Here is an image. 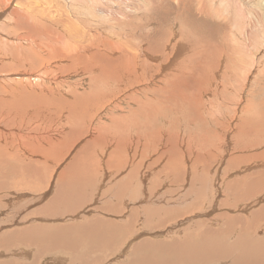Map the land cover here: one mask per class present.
I'll list each match as a JSON object with an SVG mask.
<instances>
[{"label":"rangeland","instance_id":"obj_1","mask_svg":"<svg viewBox=\"0 0 264 264\" xmlns=\"http://www.w3.org/2000/svg\"><path fill=\"white\" fill-rule=\"evenodd\" d=\"M22 1L27 4L30 0ZM69 1L72 0H60L62 7ZM76 1L69 3L70 12L62 8L63 17L51 5L53 0H33L35 9L38 5L36 10L33 3L26 6L31 12L46 7V11L58 12L54 16L49 11L50 14L41 11L47 14V19L56 20L59 16L56 21L64 20L60 24L65 26L66 20L76 18L79 25L75 21L74 29L82 27L96 37L98 35L97 38L115 39L114 45L130 46L137 56L143 47L147 54L156 56L158 63L154 66L162 62L164 53L170 56L173 47L171 57L175 55L172 62L166 64L165 73L161 69L153 83L143 85H123L115 80L106 86L103 83L107 82L98 81L97 73L85 74L79 65L76 67L80 73L69 70L70 73L66 64L55 61L50 64V70H58L55 76L53 72L46 73L50 79L43 76L41 80L27 82L47 98H43L42 119L22 114L28 120L24 121L0 115V151L11 157L14 165L0 162V264L7 261L8 264H54L52 261L55 264H264V77L261 73L264 72V28H261L264 27V0H201L209 10L208 18L207 14L197 12L195 0H184L180 4L175 0H108L114 5H109L106 0ZM91 5L105 10V15L112 13V18L93 16L86 10ZM77 9H82V15ZM236 10L242 13L239 22ZM213 11L221 13L216 17ZM121 15L122 20L126 17L124 23L120 20ZM57 22L45 23L43 34L67 37L72 33ZM47 25H54L53 30H47ZM20 27L14 29H20L22 34L15 30L16 35H12L13 29L9 33L11 38L26 36L28 41H24V49L30 42L49 48L44 37L31 36L25 27ZM116 39H119L118 44ZM17 40L11 39L12 44L17 45ZM127 40L133 43H127ZM232 44L247 51L249 57L254 58L253 66L256 64V67L249 65L248 70L241 69V72L237 64L236 72L232 70L233 55L227 57L230 59L224 56L229 54L226 49ZM138 60L145 63L144 57ZM153 64L146 62L147 66ZM222 66L225 70L220 68ZM186 67L194 69L196 88L203 89L200 92L204 103L200 109L185 105L174 107L171 103L163 105L170 101L159 99L160 92L171 84L172 79L183 72L188 80L191 79L193 70ZM62 70L65 76L59 75ZM202 75L206 77L202 78ZM147 76L149 78L145 79L149 81L155 75ZM6 79L9 84L15 83ZM240 80L244 81L242 88ZM121 87L125 89L121 90ZM50 95H54L53 102ZM0 98L4 99L3 96ZM65 100L76 103H70V107ZM3 102L5 106H12L8 101ZM138 102L142 103L141 107ZM225 102H229L228 105ZM230 102L235 105L231 106ZM156 105L158 110L151 109ZM136 111L139 114L136 115ZM74 114L80 115L83 121L80 119L82 122L77 123L79 116L72 117ZM23 123L35 125L29 124L25 129ZM34 149H43V159L34 156ZM82 155L84 157H79ZM73 160L75 164L77 160L83 162L82 169L81 163L75 165ZM60 178L65 179L59 182ZM124 181L129 182L128 185ZM63 183L70 185L66 187ZM85 224H91L92 229H85ZM62 237L70 241L65 243L69 246L61 242Z\"/></svg>","mask_w":264,"mask_h":264},{"label":"bare ground","instance_id":"obj_2","mask_svg":"<svg viewBox=\"0 0 264 264\" xmlns=\"http://www.w3.org/2000/svg\"><path fill=\"white\" fill-rule=\"evenodd\" d=\"M22 3L24 2V3H26L25 1H22V0H20ZM27 1V0H26ZM36 1V0H35ZM40 1H42V0H40ZM47 1V0H46ZM73 1V0H72ZM72 1H69V2H64L63 4H64V8H66V10L67 11H69L70 12V5H69V3L70 4H72ZM78 1V0H77ZM76 1V2H77ZM94 1L95 0H93V3H94ZM108 0H106V2H107ZM110 1V0H109ZM108 1V4L109 5H114V3L112 4L111 2H109ZM114 1V0H113ZM161 1V0H160ZM178 4H180V3H182L184 0H175ZM233 1V0H232ZM30 3H33V6H34V9H35V3L33 2V0H30L29 1ZM29 2H27V4H22V3H20V2H16L15 0H0V80H2V81H0V83H1V85H0V93H1V95L0 96H3L4 97V99H1L0 98V115H5V116H8V117H17V118H21L22 120H24V121H28V120H25L21 115L22 114H24V115H30L31 117H37L38 116V119H42L43 118V98L45 97H43V93H39V91L38 90H36V88H34V87H32L30 84H28L27 82L28 81H30V80H34V79H40V78H42L43 76L45 77L46 76V73H50V74H52V72H53V74L56 72L57 73V71H53V70H50L51 69V63L53 64V62L55 61V63H57V64H61V65H63V64H66L67 66H68V68H66V69H68V72H70L69 70H71V72H81V70L79 69V67H76L77 65H79V66H81V69H82V71H84V73L85 72H90V73H94V74H98V76H97V79H98V81H104V82H107V83H103V84H105L106 86L107 85H109V84H111V83H115V80H116V82L117 83H120L121 82V84H123V85H128V84H144V83H147V82H151L152 81V83H153V81H154V79H156L157 78V75L159 74V72H160V70L162 69V72L163 73H165V71L167 70V68H168V65H166V64H170L171 62H172V60H173V58H174V55H175V53L173 54V56L171 57V55H172V51H173V49H174V47L173 48H171V51H170V53H171V55L169 56V53H164V57H162V62L158 65V66H154V65H156V63H158V62H156V56L155 57H153V55L152 56H150V54H147L146 53V49H143V47H141L142 48V52H141V54L140 55H136L135 53H133V52H131L132 51V48L130 47V46H128V47H130V48H124V46L123 45H119L118 44V42H119V39L121 38H119L118 40L116 39V44H118V45H114L113 44V40H115V39H102L101 38V36L99 37V38H97L98 37V35H97V37L95 36V35H93V34H91L90 33V30H84L82 27V29L81 28H79L78 30H76V29H74L75 27H76V24H74L75 23V21H76V23H77V20L78 19H76V18H73L72 17V21H70L69 19H68V14H70V13H68L66 16H67V19L68 20H66V26L65 25H61L60 23L63 21L64 22V20H59V21H61V22H57L58 20V17L59 16H57V18H56V20L55 19H53V18H50V19H47V17L48 16H46V15H44L43 14V12L41 13V11L42 10H47V8L48 7H42V8H45V9H42V10H40V8H38V10H37V12H39V14L36 12V11H33V12H31L32 10L30 9V7L28 6H26V5H30L29 4ZM84 2V1H83ZM102 2V1H101ZM105 2V1H104ZM159 2V1H158ZM205 2V1H204ZM36 3H38V2H36ZM49 4H50V2H48ZM47 3V4H48ZM86 3H88L87 1H86ZM90 3V2H89ZM111 3V4H110ZM195 6L197 5V12H199V13H204L205 15L207 14V18H208V11H207V8L203 5V2L201 1V0H195ZM210 3V2H209ZM213 3V2H212ZM221 3V2H220ZM39 4V3H38ZM105 4V3H104ZM129 4V3H128ZM42 5V4H41ZM51 5H53L54 6V9H56L57 11H59V12H61L59 15L61 16L62 14H63V11H62V5H61V2H60V0H53V4H51ZM97 5V4H96ZM151 5V4H150ZM205 5H208V4H205ZM238 5V4H237ZM31 6V5H30ZM42 6H44V5H42ZM88 6H89V4H88ZM179 6V5H178ZM212 6V5H211ZM234 6V5H233ZM240 6V5H239ZM37 7H38V5H37ZM37 7H36V9H37ZM39 7H40V4H39ZM81 7V6H80ZM79 7V8H80ZM95 7L96 6H94V5H91V7H88V9H86L90 14H92L93 16H95L96 14H99L101 17H103V16H106V19H107V17L108 18H112L110 15L112 14V13H110V15L109 14H106L105 15V10H103V9H95ZM127 7H128V5H127ZM151 7V6H150ZM209 7V6H208ZM213 7V6H212ZM231 7V6H230ZM63 8V9H64ZM130 8V10L132 9L131 7H129ZM128 8V9H129ZM216 8V7H215ZM234 8V7H233ZM32 9H33V7H32ZM35 9V10H36ZM52 9H53V7H52ZM116 10H117V8H115ZM123 9H124V7H123ZM214 9V8H213ZM236 9H237V7H236ZM238 9H239V7H238ZM45 10V11H46ZM75 10H76V7H75ZM78 10H80V11H78ZM121 10V9H120ZM119 10V11H120ZM125 10H126V8H125ZM124 10V11H125ZM129 10V11H130ZM133 10V9H132ZM138 10V9H137ZM140 10V9H139ZM215 10H218V9H215ZM235 10V8L233 9V11ZM44 11V12H45ZM48 11H49V9H48ZM48 11H46L47 13H48ZM51 11V10H50ZM49 11V12H50ZM77 11L79 12V15L81 14L80 12L82 11V9H77ZM190 11V10H189ZM54 12V11H53ZM65 12V11H64ZM75 12V11H74ZM112 12V11H111ZM114 12V11H113ZM126 12V11H125ZM128 12V11H127ZM126 12V13H127ZM131 13H132V11H130ZM143 12V11H142ZM214 12V11H213ZM216 12V13H215ZM214 13L216 14V17L218 16V14H220L219 12H218V14H217V11H215ZM223 12H225V11H223ZM226 12H227V10H226ZM228 12H229V9H228ZM235 12H237V10L235 11ZM37 13V14H36ZM50 13H52V12H50ZM50 13H48V14H50ZM56 13H58V12H56L55 11V14ZM76 13V12H75ZM117 13H119V12H117ZM116 13V14H117ZM130 13V14H131ZM133 13H137V11H133ZM139 13V12H138ZM211 13H212V11H211ZM237 13H239V11L237 12ZM263 13H264V11H263ZM52 14H54V13H52ZM55 14H54V16H55ZM121 13H119V15H120ZM128 14H129V12H128ZM127 14V15H128ZM198 14V13H197ZM224 15H225V13H223ZM230 14V13H229ZM242 14V13H241ZM240 13H239V15H238V17L241 15ZM261 15H262V13H260ZM43 15L44 16H46V18H43ZM64 15H65V13H64ZM82 15V14H81ZM83 15H85V13L83 12ZM123 15V14H122ZM122 15H121V17H120V20H122ZM125 15V14H124ZM135 15V14H134ZM232 15V14H231ZM259 15V14H258ZM261 15H259V16H261ZM70 16H72L71 14L69 15V17ZM132 16V14L131 15H129V17H131ZM200 16H202V15H200ZM212 16V15H211ZM226 16V15H225ZM224 16V17H225ZM234 16L236 17L237 16V14L235 15V13H234ZM234 16H229V17H231L232 19L233 18H235ZM259 16H256V17H259ZM264 16V15H263ZM52 17V16H51ZM62 17H63V15H62ZM74 17H76V16H74ZM80 17V16H79ZM85 16H83V18H84ZM87 17V16H86ZM85 17V18H86ZM118 17V18H119ZM214 17H215V15H214ZM215 17V18H216ZM222 17V16H221ZM224 17H223V19H224ZM226 17H228V16H226ZM255 17V18H256ZM90 18V17H89ZM88 18V20H90ZM113 18H115V17H113ZM126 18V17H125ZM124 18V16H123V20L125 19ZM241 18H243L244 19V17H241ZM261 18V17H260ZM66 19V18H65ZM236 19V18H235ZM246 19V18H245ZM244 19V20H245ZM83 20V19H82ZM112 20V19H111ZM119 19H117V21H120ZM123 20L121 21V22H123ZM175 20V19H174ZM230 20V19H229ZM240 21V17H239V19H237V21ZM256 20V19H255ZM260 20V19H259ZM95 22H97V20H94ZM93 21V22H94ZM105 21H107L108 22V20H105ZM110 21V20H109ZM116 21V22H117ZM225 21V20H224ZM238 21V22H239ZM261 21V20H260ZM50 22L51 23H55V22H57V23H59L60 24V26L62 27H64L65 26V28L68 30V29H70L69 31H72V33L71 34H69V35H67V37L65 36V35H56V36H53L52 34H51V36L50 37H47V36H45L44 34H43V26L45 25V23H48V25L50 24ZM113 22V21H112ZM226 22V21H225ZM229 22V21H228ZM56 23V24H57ZM84 23V22H83ZM100 23V22H99ZM110 23V22H109ZM115 23V22H114ZM113 23V24H114ZM124 23V22H123ZM227 23V22H226ZM232 23H233V21H232ZM231 23V24H232ZM56 24H54V25H56ZM64 24V23H63ZM78 24V23H77ZM88 24V23H87ZM90 24H92V23H90ZM98 24V23H97ZM101 24V23H100ZM116 24V23H115ZM228 24H230V23H228ZM234 24V23H233ZM240 24H241V22H240ZM47 25V30H53L51 27H53L54 25H52L51 27L50 26H48ZM51 25V24H50ZM69 25V26H68ZM79 25V24H78ZM99 25V24H98ZM103 25V24H102ZM105 25V24H104ZM109 25H111V24H109ZM248 25V24H247ZM257 25H260V24H257ZM261 25H262V23H261ZM20 26H23V27H25L27 30H28V33L31 35V36H36V37H40V38H45V40L48 42V46H49V48H41L39 45H37V44H34L33 42H30L29 43V45H28V47H27V49H24V44L26 43V42H24V41H28V39L26 38V36L25 37H19V36H12L13 38H11L10 37V34H11V32H12V29L14 30V32H12L13 34L12 35H14V33H15V30L17 31V30H19V32L21 33L22 31H20V29H17V28H19ZM242 26V25H241ZM14 27H17V28H15L14 29ZM22 27V28H23ZM56 27L58 28L59 26H58V24L56 25ZM86 27V26H85ZM91 27H93V26H91ZM104 27V26H103ZM106 27V26H105ZM104 27V28H105ZM107 27H108V25H107ZM114 27V26H113ZM117 27V26H116ZM116 27H114L115 29H117ZM232 27H233V25H232ZM248 27H250V26H248ZM252 27V26H251ZM260 27V26H259ZM21 28V27H20ZM97 28V27H96ZM124 28V27H123ZM127 28V27H126ZM125 28V29H126ZM255 28V27H254ZM261 28L263 29L264 27H262L261 26ZM58 29H60V28H58ZM66 29H64V30H66ZM231 29V28H230ZM247 29V28H246ZM249 29V28H248ZM247 29V31H250V29L248 30ZM11 30V32L9 33V31ZM62 30H63V28H62ZM93 30H95V29H93ZM102 30V29H101ZM109 30V29H108ZM107 30V31H108ZM113 30V29H112ZM239 30V29H238ZM237 30V31H238ZM241 30V29H240ZM239 30V31H240ZM253 30H256V29H253ZM261 30V29H260ZM58 31V30H57ZM99 31V30H98ZM103 31V30H102ZM110 31V30H109ZM114 31V30H113ZM252 31V30H251ZM26 33H27V31H25ZM24 31H23V33H25ZM50 32V31H49ZM53 33H54V31H52ZM101 32V31H100ZM103 32H105V30L103 31ZM17 33V32H16ZM16 33H15V35H16ZM45 33V32H44ZM64 33V32H63ZM113 33H115V32H113ZM117 33V32H116ZM229 33V32H228ZM237 33V32H236ZM250 33V32H249ZM256 33V32H255ZM22 34V33H21ZM29 34H27L28 36H30ZM65 34V33H64ZM100 34V33H99ZM261 34V33H260ZM20 35V34H19ZM127 35V34H126ZM250 35V34H249ZM31 36H30V38H31ZM113 36V35H112ZM111 36V37H112ZM231 36H234V35H231ZM242 36V35H241ZM63 37L65 38L66 37V39H65V41H61L62 39H63ZM15 38H17L18 40V44L17 45H13L12 44V41H11V39H15ZM24 38V39H23ZM29 38V37H28ZM117 38V37H116ZM124 38H126V37H124ZM223 38H225V37H223ZM233 38V37H232ZM231 38V39H232ZM235 38V37H234ZM236 38H237V36H236ZM122 39V38H121ZM127 39V38H126ZM234 40V39H233ZM244 40V39H243ZM123 41H124V39H123ZM126 41V40H125ZM130 41V40H129ZM237 41V40H236ZM263 41V43H264V39L262 40ZM24 42V43H23ZM47 42H44V43H47ZM120 42H122V40L120 41ZM245 42V41H244ZM124 43V42H123ZM127 43H131V42H128V40H127ZM127 43H125L126 44V46L128 45ZM133 43V42H132ZM131 43V44H132ZM145 43V42H144ZM143 43V44H144ZM239 43V42H238ZM250 43V42H249ZM248 43V44H249ZM211 44V43H210ZM231 44V43H230ZM233 44H235V43H233ZM232 44V45H233ZM151 46V45H150ZM239 46V45H238ZM250 46H252V45H250ZM253 46H254V44H253ZM259 46V45H258ZM262 46H264V44H262ZM33 47H35L34 49H33ZM132 47H133V45H132ZM168 47V46H167ZM176 47V46H175ZM200 47V46H199ZM222 47V46H221ZM255 47V46H254ZM2 48V49H1ZM241 48V47H240ZM263 49V48H262ZM135 50V49H134ZM137 50V49H136ZM140 50V49H139ZM138 50V51H139ZM168 50V49H167ZM226 50H229L228 52H229V54H226V55H224L226 58L231 54V55H233V58H234V61H232V62H234L233 64H234V69H232V67L233 66H231V63H230V65H229V68H230V70L232 69V70H235V72H236V69H237V64H238V67H239V69H240V71H241V69H247V66H251L252 68L253 67H256V64H255V66H253L254 65V58L253 57H249V55H248V53H247V51L245 52L244 50H242V49H238L235 45H233V46H231V45H229L228 46V48L226 49ZM253 50V49H252ZM251 50V51H252ZM255 50H256V48H255ZM181 50L180 49H178L177 50V52H179V53H181L180 52ZM250 51V52H251ZM263 51V50H262ZM139 52V53H140ZM165 52V51H164ZM174 52V51H173ZM176 52V53H177ZM254 52V51H253ZM260 52H261V50H260ZM157 53V52H156ZM178 53V54H179ZM262 53V52H261ZM224 54V53H223ZM256 55L258 54L257 52L255 53ZM200 55V54H199ZM222 55V54H221ZM230 55V56H231ZM258 55H260V54H258ZM141 57H144V59H145V63H143V64H141V62L142 61H139L138 59L139 58H141ZM211 58V57H210ZM224 58V57H223ZM225 58V59H226ZM171 59V60H170ZM214 59V58H213ZM221 59V58H220ZM227 59H230V58H227ZM158 60V59H157ZM236 61V62H235ZM259 61V60H258ZM146 62H151V63H154L153 65H151V66H147L146 65ZM187 62V61H186ZM220 62H221V60H220ZM256 63V62H255ZM260 63H262V62H260ZM222 65V64H221ZM224 65V64H223ZM264 65V64H263ZM187 66V65H186ZM231 66V67H230ZM258 66V65H257ZM58 67V66H57ZM60 67V66H59ZM61 67H63V69H64V67H66V66H61ZM250 67V68H251ZM259 67V66H258ZM36 68H38L39 70H37V71H34L33 72V70H35ZM53 68H55L56 69V67H54L53 66ZM156 68V70H154ZM220 68H223V66L222 67H220ZM228 68V69H229ZM261 68V67H260ZM264 68V67H263ZM72 69H74V71H72ZM186 69H192V68H189V67H186ZM238 69V70H239ZM256 69V68H255ZM61 70V69H60ZM193 70V74H192V76H191V79L190 80H188L187 78H186V76L184 75V72L181 74V75H179V77H177V78H174V79H172V82H171V84L170 85H166V88L163 90V91H161L160 92V95H159V99L160 98H162V99H167V100H169L170 102H166V103H164L163 102V105H166V104H168V103H171L172 105H174V107L175 106H180V105H185V106H189V107H194L195 109H200V107H201V105L204 103H202L201 102V92H200V89L201 88H196L197 87V81H196V79H195V71H194V69H192ZM214 70V69H213ZM220 70V69H219ZM223 70H225V68H223ZM229 70V71H230ZM248 70V69H247ZM260 70V69H259ZM51 71V72H50ZM250 71V70H249ZM248 71V72H249ZM252 71V70H251ZM250 71V72H251ZM253 71H255L254 69H253ZM258 71V70H257ZM63 72H65L64 70H62V73H61V71H59L58 73H61V74H59L60 76H62V74H63V76H65V74L63 73ZM70 72V73H71ZM220 72V71H219ZM223 72V71H222ZM227 72V71H226ZM225 72V73H226ZM242 72V71H241ZM245 72V71H244ZM8 73V74H7ZM83 73V72H82ZM81 73V74H82ZM232 73H233V71H232ZM239 73V72H238ZM237 73V74H238ZM252 73V72H251ZM261 73H262V76L264 77V72L263 71H261ZM75 75H76V73H74ZM86 74V73H85ZM148 74H151V75H155L154 77H152L149 81H147L146 79L147 78H149L147 75ZM210 74V73H209ZM212 74H214V73H212ZM219 74V73H218ZM220 74H221V72H220ZM229 74H230V72H229ZM229 74L227 75V76H229ZM235 74L236 73H234V76L233 77H235ZM242 74V73H241ZM244 74V73H243ZM253 74L254 73H252V75L251 76H253ZM256 74H257V72H256ZM255 74V75H256ZM58 75V74H57ZM72 75V74H71ZM222 75V74H221ZM245 75V74H244ZM243 75V76H244ZM246 75H248V74H246ZM54 76H55V74H54ZM68 76V75H67ZM70 76V75H69ZM82 76V75H81ZM200 76V75H199ZM203 76V75H202ZM205 76V75H204ZM202 77V78H205V77ZM215 76V75H214ZM237 76V75H236ZM239 76V75H238ZM242 76V75H241ZM249 76V75H248ZM47 77V76H46ZM59 77V76H58ZM58 77H55V78H58ZM147 77V78H146ZM223 77V76H222ZM231 77V76H230ZM246 77V79H247V76H245ZM258 77H259V74H258ZM260 77H261V75H260ZM259 77V78H260ZM2 78V79H1ZM6 78H8L11 82H15L14 84H9V82L7 81V79ZM47 78H49V77H47ZM54 78V77H53ZM54 78V79H55ZM146 78V79H145ZM201 78V77H200ZM218 78H221L220 76L218 77ZM250 78V77H249ZM248 78V79H249ZM46 79V78H45ZM50 79V78H49ZM48 79V80H49ZM53 79V80H54ZM60 79V78H59ZM223 79V78H222ZM227 79V78H226ZM230 79V78H229ZM232 79V78H231ZM230 79V80H231ZM236 79L238 80V78L236 77ZM241 79H243L242 77H241ZM246 79H245V82H246ZM251 79V78H250ZM254 79V78H253ZM262 79V78H261ZM41 80V79H40ZM56 80V79H55ZM54 80V81H55ZM61 80V79H60ZM209 80V79H208ZM213 80V79H212ZM224 80V79H223ZM233 80H235V79H233ZM237 80H235V81H237ZM242 81L243 80H240L239 82L241 83V88H242ZM257 81V80H256ZM263 81V80H262ZM53 81H49V83H52ZM229 82V81H228ZM234 82V81H233ZM232 82V84H234ZM248 82V81H247ZM254 82V81H253ZM31 83V82H30ZM35 83V82H34ZM38 83V82H37ZM48 83V84H49ZM210 83V82H209ZM227 83V82H226ZM230 83V82H229ZM238 83V81L235 83V84H237ZM243 83H244V81H243ZM33 84V83H32ZM42 84V83H41ZM94 84V83H93ZM97 84V83H96ZM208 84V83H207ZM206 84V85H207ZM214 84V83H213ZM222 84V83H221ZM35 85V84H34ZM217 85H218V83H217ZM217 85H215V86H217ZM237 85H239V83L237 84ZM236 85V86H237ZM40 86H42V85H40ZM91 86H92V84H91ZM119 86V85H118ZM208 86V85H207ZM212 86V85H211ZM210 86V87H211ZM228 86H229V84H228ZM231 87H232V85H230ZM37 87H39V85L37 86ZM55 86H53V88H54ZM57 87V86H56ZM55 87V88H56ZM124 87V86H123ZM137 87V86H136ZM175 87H178V88H175ZM200 87V86H199ZM201 87H204L203 85L201 86ZM217 87H219V86H217ZM216 87V88H217ZM222 87V86H221ZM9 88V89H8ZM33 88L36 90H33ZM47 87H44V89H46ZM212 88V87H211ZM210 88V89H211ZM220 88V87H219ZM223 88V87H222ZM222 88H220V89H222ZM226 88V86H224V89ZM228 89H229V87H227ZM233 88V87H232ZM231 88V89H232ZM49 89V88H48ZM50 89H52V87L50 88ZM58 89V88H57ZM125 89V88H124ZM124 89H122V87H121V90H124ZM197 89V90H196ZM215 89V88H214ZM220 89H217V90H220ZM223 89V90H224ZM56 90V89H55ZM201 90H203V89H201ZM208 90V89H207ZM216 90V91H217ZM225 90H227V89H225ZM38 91V92H37ZM46 91V90H45ZM49 91V90H48ZM57 91V90H56ZM127 91V90H126ZM125 91V92H126ZM133 91V90H132ZM206 91V90H205ZM204 91V92H205ZM222 91V90H221ZM54 92V91H53ZM99 92V91H98ZM204 92H202V93H204ZM214 92V91H213ZM224 92V91H223ZM155 93H158V92H155ZM215 93V92H214ZM219 93H221V92H219ZM54 94V93H53ZM206 94V93H205ZM226 94H227V91H226ZM45 95V94H44ZM57 95H58V93H57ZM204 95V94H203ZM202 95V96H203ZM214 95V94H213ZM224 95V94H223ZM53 97V99L52 98H50L51 99V102H53L55 99H54V95H50V97ZM79 95H77L76 97L77 98H81L80 96L78 97ZM100 96V95H99ZM211 96V95H210ZM215 96V95H214ZM214 96H212V97H214ZM217 96V95H216ZM220 96V95H219ZM55 97H56V95H55ZM76 97L74 98L75 100H76ZM206 97V96H205ZM222 98L224 97V96H221ZM45 98H47V97H45ZM49 99V100H50ZM78 99V100H79ZM161 99V100H162ZM218 99V98H217ZM216 99V100H217ZM220 99V98H219ZM225 99V98H224ZM1 100H3V101H8L7 103H9V104H11L12 106H5V102H3V101H1ZM57 100H59V99H57ZM81 100V99H80ZM91 100H94V99H91ZM137 100V99H136ZM207 100V99H206ZM212 100V99H211ZM215 100V99H214ZM228 100V99H227ZM232 100H234V99H232ZM48 101V100H47ZM66 101V100H65ZM70 101V100H69ZM72 101V103L73 102H75L76 103V101H73V100H71ZM95 101V100H94ZM93 101V102H94ZM98 101V100H97ZM134 101V100H133ZM50 102V103H51ZM99 102V101H98ZM135 102V101H134ZM214 101L212 100L211 101V104L213 103ZM219 102V101H218ZM220 102H221V100H220ZM223 102V101H222ZM233 102V101H232ZM67 101H66V105H67ZM71 103V102H70ZM70 103H68V105L70 104ZM72 103H71V105H72ZM96 103V102H95ZM227 103V105H228V103L229 102H225V104ZM234 103H235V100H234ZM234 103H231L230 102V105L232 106V104H234ZM47 104V103H46ZM52 104V103H51ZM63 104V103H62ZM88 104V103H87ZM215 104V103H214ZM217 104V103H216ZM53 105V104H52ZM65 105V106H66ZM94 105V104H93ZM138 107L140 106H142V103L141 102H138ZM206 105V104H205ZM222 105V104H221ZM235 105V104H234ZM5 106V107H4ZM64 106V107H65ZM70 106V105H69ZM83 106V105H82ZM207 106V105H206ZM209 108L211 109L212 107L210 106V103H209ZM214 106V105H213ZM218 106H219V104H218ZM223 106V105H222ZM226 106V105H225ZM67 107V106H66ZM65 107V108H66ZM71 107V106H70ZM80 107V106H79ZM214 107H216V106H214ZM68 108V107H67ZM154 108V110H158V106L156 105V106H154V107H151V109H153ZM220 108V107H219ZM55 109H56V107H54V111H55ZM77 109V108H76ZM207 109V107H205V110ZM210 109H209V111H210ZM66 110V109H65ZM64 110V111H65ZM71 110V109H70ZM69 110V111H70ZM208 110V109H207ZM57 111V110H56ZM55 111V112H56ZM67 111V110H66ZM88 111V110H87ZM198 111V110H197ZM200 111V110H199ZM232 111V110H231ZM71 112V111H70ZM78 112V111H77ZM83 112H86V111H84L83 110ZM89 112V111H88ZM213 112V111H212ZM214 112H215V110H214ZM66 113V112H65ZM80 113V112H79ZM136 113V115L137 114H139V111H136L135 112ZM201 113V112H200ZM86 114V113H85ZM71 115V114H70ZM81 115H83V114H81ZM216 115V114H215ZM68 116V115H67ZM75 116H79L78 118H77V123H80V122H82L83 120L80 118V115H77V114H74V115H72V117H75ZM86 117H88V115H86L85 116V119H86ZM217 117V116H216ZM215 117V118H216ZM80 119L82 120V121H80ZM84 119V120H85ZM215 120V119H214ZM217 120H218V118H217ZM223 120V119H222ZM67 121V120H66ZM219 121V120H218ZM71 121H68V123H70ZM219 123V122H218ZM225 124H227L226 122H224ZM24 125H25V129H27L26 127H28L29 126V124H32V126L34 127V123H23ZM34 124V125H33ZM67 124V123H66ZM20 125V124H19ZM70 125V124H69ZM75 125H77V124H75ZM82 125V124H81ZM67 126V125H66ZM80 126V125H79ZM221 126H222V124H221ZM256 126V125H255ZM254 126V127H255ZM32 127V128H33ZM36 127H39V126H36ZM253 127V128H254ZM31 128V127H30ZM31 128V129H32ZM40 128V127H39ZM43 128V127H42ZM41 128V129H42ZM70 128V127H69ZM81 128V127H80ZM260 128V127H259ZM19 129H21V128H19ZM30 129V130H31ZM34 130V129H33ZM18 131V130H17ZM32 131V130H31ZM105 132V131H104ZM103 132V133H104ZM102 133V132H101ZM215 142V141H214ZM34 156H37V157H39V158H41V159H43V157H44V155H43V149H34ZM79 157H84L83 155L82 156H79ZM79 157L77 158L78 160H79ZM86 158V157H85ZM12 160V158L11 157H7V156H5L4 155V153L3 152H1L0 151V162L1 163H8V164H10L11 166H14L11 162ZM75 160H76V158H75ZM75 160H73L72 162H74ZM77 160V163H78V166L80 165V163H81V169H82V163L83 162H79ZM81 160V159H80ZM84 160V159H83ZM71 162V163H72ZM76 163V164H77ZM87 163V162H86ZM90 163V162H89ZM74 164H75V162H74ZM75 164V165H76ZM110 164V163H109ZM72 165V164H71ZM70 165V166H71ZM97 166V165H96ZM95 166V167H96ZM16 167V166H15ZM72 167V166H71ZM75 167V166H74ZM117 167V166H116ZM68 168H69V165H68ZM76 168V167H75ZM102 168V167H101ZM105 168V167H104ZM108 168H109V166H108ZM77 169V168H76ZM96 168H94L93 170H95ZM98 169V168H97ZM120 169V168H119ZM32 171H36L35 169H33ZM66 171H68L67 169H66ZM87 171V170H86ZM91 171V170H90ZM112 171V170H111ZM116 171V170H115ZM77 172V171H76ZM93 172V171H92ZM113 172H114V170H113ZM112 172V173H113ZM67 173V172H66ZM69 173V172H68ZM88 173V172H87ZM95 173V172H94ZM112 173H110V174H112ZM119 173V172H118ZM120 173H122V171H120ZM124 173V172H123ZM62 174H63V172H62ZM70 174V173H69ZM82 174V173H81ZM103 174V173H102ZM116 174V173H115ZM61 175V174H60ZM64 175V174H63ZM83 176V175H82ZM82 176H80V177H82ZM93 176V175H92ZM97 176V175H96ZM61 177H62V175H61ZM64 177H66L65 175H64ZM84 177V176H83ZM88 177H90V176H88ZM105 177H106V175H105ZM123 177V176H122ZM126 177H128V176H126ZM246 177V176H245ZM66 178H68V177H66ZM77 178V177H76ZM27 179V178H26ZM64 179L65 178H60V180H59V182L61 181H64ZM104 179V178H103ZM71 180V179H70ZM89 180V179H88ZM99 180V179H98ZM97 180V181H98ZM116 180V179H115ZM127 180H128V178H127ZM66 181V180H65ZM69 181V180H68ZM67 181V182H68ZM80 181H81V179H80ZM92 182V181H91ZM102 182V181H101ZM104 182V181H103ZM116 182V181H115ZM119 183H120V181H118ZM123 182V181H122ZM125 182V181H124ZM94 183V182H93ZM92 183V184H93ZM117 183V182H116ZM126 183V182H125ZM128 183L129 182H127L126 184L128 185ZM57 184H59V183H57ZM64 185L63 186H66V187H68L70 184H68V183H63ZM87 184V183H86ZM91 184V185H92ZM106 184V183H105ZM60 185H62V183H60ZM97 185V184H96ZM116 185H118V184H116ZM121 185V184H120ZM59 186V185H58ZM74 186V185H73ZM77 186V185H76ZM119 186V185H118ZM122 186V185H121ZM126 185L124 184V187H125ZM87 187V186H86ZM123 187V186H122ZM74 188V187H73ZM121 188V187H120ZM119 188V189H120ZM126 188V187H125ZM96 189V188H95ZM98 189H101V187H98ZM108 189V188H107ZM117 189V188H116ZM71 190H72V188H71ZM63 191V190H62ZM237 191V190H236ZM66 193H68V192H66L65 191V194ZM74 193V192H73ZM85 193V192H84ZM114 193V192H113ZM62 194V193H61ZM61 194H59V195H61ZM99 194H101V193H99ZM117 193H115V195H116ZM64 195V194H63ZM62 195V197H64ZM69 195V194H68ZM72 195V191H71V194H70V196ZM58 196V195H57ZM66 196V195H65ZM69 196V197H70ZM69 197H67V198H69ZM59 198H61V197H59ZM66 198V197H65ZM55 198H53V200H54ZM57 199V198H56ZM55 199V200H56ZM79 199V198H78ZM65 200V199H64ZM76 200V199H75ZM68 201V200H67ZM74 201V200H73ZM52 202V201H51ZM63 202V201H62ZM74 204H77V203H74ZM123 204V203H122ZM56 205V204H55ZM58 205V204H57ZM93 205V204H92ZM113 206V205H112ZM46 207H47V205H46ZM45 207V208H46ZM70 207V206H69ZM88 207V206H87ZM56 208V207H55ZM94 208H96V207H94ZM264 208V207H263ZM58 209V208H57ZM79 209V208H78ZM85 209V208H84ZM84 209L82 210V211H84ZM91 209V208H90ZM101 209V208H100ZM52 210H55V209H52ZM59 210H60V208H59ZM263 210V209H262ZM41 211V210H40ZM46 211V210H45ZM61 211V210H60ZM99 210H97V212H98ZM101 211V210H100ZM39 212V211H38ZM75 212V211H74ZM91 212V211H90ZM102 212V211H101ZM107 212V211H106ZM79 213H81V212H79ZM83 213V212H82ZM54 214H56V213H54ZM98 214V213H97ZM263 214H264V212H263ZM55 216V215H54ZM98 216V215H97ZM58 217H59V214H58ZM69 217L71 218H73V216H71V215H69ZM96 217V216H95ZM262 218H264V216L262 217ZM35 219V218H34ZM46 219V218H45ZM50 219V218H49ZM56 219V218H55ZM58 219V218H57ZM74 219V218H73ZM80 219V218H79ZM103 219V218H102ZM238 219V218H237ZM54 220V219H53ZM90 220V219H89ZM106 222V221H105ZM21 223V222H20ZM93 223V222H92ZM15 224V223H14ZM73 224V223H72ZM74 225V224H73ZM86 225V224H85ZM3 226V225H2ZM92 225L91 224H88V225H86V227H85V229H92V227H91ZM115 226V225H114ZM1 227V226H0ZM6 227L7 226H5V229H6ZM28 227V226H27ZM38 227V226H37ZM57 227V226H56ZM71 227H73V226H71ZM94 227H96V226H93V228ZM3 228V227H2ZM60 228V227H59ZM64 229H65V227H63ZM105 228V227H104ZM24 229V228H23ZM264 229V228H263ZM3 230V229H2ZM58 230V229H57ZM71 230V229H70ZM69 230V231H70ZM93 230H95V229H93ZM97 230V229H96ZM60 231V230H59ZM69 231H67V233L69 232ZM65 232V231H64ZM93 232V231H92ZM21 233V232H20ZM59 233V232H58ZM90 233V232H89ZM60 234V233H59ZM84 234V233H83ZM90 234H92V233H90ZM50 236V235H49ZM55 236V235H54ZM83 236V235H82ZM16 237H17V235H16ZM61 237V236H60ZM90 237V236H89ZM56 238V237H55ZM69 238V237H68ZM81 238V237H80ZM9 239V238H8ZM12 239V238H11ZM61 242L64 244V245H66V246H69V245H67V244H65V243H69L70 241L68 240V239H65L64 237H62L61 239ZM61 243V244H62ZM70 244H72L73 245V243H70ZM241 244V243H240ZM2 245V244H1ZM235 245V244H234ZM4 246H5V244H4ZM7 246V245H6ZM1 247V246H0ZM8 247V246H7ZM61 247L62 248H64V249H66V247H64V246H62L61 245ZM70 247H74V246H70ZM225 247V246H224ZM5 248L6 247H4L3 249L5 250ZM228 248V247H227ZM236 248V247H235ZM234 248V249H235ZM223 249V248H222ZM233 249V250H234ZM229 251V250H228ZM236 251V250H235ZM206 253V252H205ZM234 253V252H233ZM10 253H5V255H9ZM231 254V253H230ZM232 255H234V254H232ZM55 261V260H54ZM56 261H58V260H56ZM52 263H56V262H53L52 261ZM6 264H8V261L6 262ZM95 264H97V263H95Z\"/></svg>","mask_w":264,"mask_h":264}]
</instances>
